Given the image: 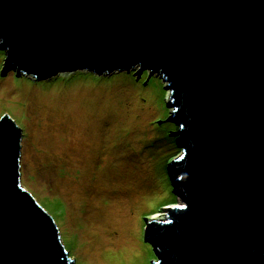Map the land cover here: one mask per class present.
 Instances as JSON below:
<instances>
[{
	"label": "water",
	"instance_id": "1",
	"mask_svg": "<svg viewBox=\"0 0 264 264\" xmlns=\"http://www.w3.org/2000/svg\"><path fill=\"white\" fill-rule=\"evenodd\" d=\"M0 50L2 73L38 81L159 77L179 204L146 223L151 264H264V0H0ZM20 138L2 116L0 264H74L19 186Z\"/></svg>",
	"mask_w": 264,
	"mask_h": 264
},
{
	"label": "rangeland",
	"instance_id": "2",
	"mask_svg": "<svg viewBox=\"0 0 264 264\" xmlns=\"http://www.w3.org/2000/svg\"><path fill=\"white\" fill-rule=\"evenodd\" d=\"M3 59L0 50V118L21 132L19 186L51 217L68 258L151 264L146 223L179 204L168 182L180 150L165 83L135 70L38 81L2 73Z\"/></svg>",
	"mask_w": 264,
	"mask_h": 264
},
{
	"label": "trees",
	"instance_id": "3",
	"mask_svg": "<svg viewBox=\"0 0 264 264\" xmlns=\"http://www.w3.org/2000/svg\"><path fill=\"white\" fill-rule=\"evenodd\" d=\"M168 181V180H167ZM168 182H170L171 183V181L169 180Z\"/></svg>",
	"mask_w": 264,
	"mask_h": 264
}]
</instances>
